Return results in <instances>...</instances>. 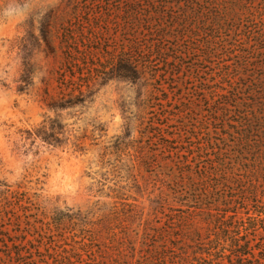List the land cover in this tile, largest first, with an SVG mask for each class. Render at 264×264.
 Segmentation results:
<instances>
[{
  "label": "trees",
  "instance_id": "16d2710c",
  "mask_svg": "<svg viewBox=\"0 0 264 264\" xmlns=\"http://www.w3.org/2000/svg\"><path fill=\"white\" fill-rule=\"evenodd\" d=\"M113 14L114 34L97 33ZM120 32L122 47L107 49L104 65H87V77L71 79L56 109L84 106L108 71L127 81L148 72L173 90L182 70L194 68L185 87L197 85L193 93L185 88L175 109L155 112L176 122L159 128L156 145L173 163L161 167L167 177L177 173L168 198L179 208H167L163 197L146 215L121 205L114 219L122 236L110 240L131 264H264V0H59L41 22L52 55L71 41L92 55L79 42L118 45ZM93 230L88 250L97 246Z\"/></svg>",
  "mask_w": 264,
  "mask_h": 264
},
{
  "label": "rangeland",
  "instance_id": "374dc122",
  "mask_svg": "<svg viewBox=\"0 0 264 264\" xmlns=\"http://www.w3.org/2000/svg\"><path fill=\"white\" fill-rule=\"evenodd\" d=\"M58 3L0 0V264H67L69 256L131 264L110 240L122 236L114 210L136 205L146 215L161 197L167 208H179L168 198L177 173L167 177L161 167L173 163L156 145L159 128L176 122L155 112L175 109L185 88L194 92L197 82L185 81L196 70L184 68L173 90L148 72L127 81L108 71L84 106L56 109L71 79L87 77V65H104L107 51L124 40L120 32L118 45L79 42L92 55L73 41L48 54L41 22ZM115 16L96 32L114 34ZM94 228L97 246L88 250Z\"/></svg>",
  "mask_w": 264,
  "mask_h": 264
}]
</instances>
